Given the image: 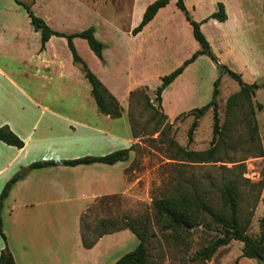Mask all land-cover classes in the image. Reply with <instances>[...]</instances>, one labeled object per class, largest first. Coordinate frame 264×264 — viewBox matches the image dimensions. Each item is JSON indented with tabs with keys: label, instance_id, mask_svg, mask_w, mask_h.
Segmentation results:
<instances>
[{
	"label": "crops",
	"instance_id": "obj_1",
	"mask_svg": "<svg viewBox=\"0 0 264 264\" xmlns=\"http://www.w3.org/2000/svg\"><path fill=\"white\" fill-rule=\"evenodd\" d=\"M23 1H30L32 6L36 3V0ZM153 1L139 5L138 0H134L133 8L139 13L136 22L141 20L145 8ZM203 1L183 0V3L196 22L215 12L218 3L223 4L224 22L209 19L200 25L218 62L241 73L243 81L249 83L264 76V45L260 43L264 39V0H212L209 10L200 15L197 10L202 8ZM175 2L170 0L159 9L132 39L155 29L160 23L158 20H162L161 14ZM42 3L49 4L50 0H43ZM19 8L14 1L0 0V77L15 85L13 79L26 75L34 90H44L43 84H47L48 89L63 100L35 101L30 98L14 114L11 122H0V126H8L24 143L22 148L17 149L0 142V177L5 175L4 181L7 182L16 174L22 175L12 185L2 204L0 218L5 243L0 240V251L6 245L15 264H114L118 258H112V254L122 247L124 241L131 240L133 234L129 230H121L103 236L91 249H84L81 246L79 219L97 200L129 194L126 171L132 151L127 161L112 165L91 163L42 169H31L30 165L38 161L105 156L134 145L136 140L132 137L128 120L129 95L141 87L155 90L162 76L155 67H161L164 59L149 51V60L154 62L151 69L141 67L137 76H132L126 71H130L125 64L127 57H117L104 46L102 61H95L84 39L72 40L84 61L88 63L80 48L91 58L93 66L88 64L89 68L121 106V116L112 119L98 111L94 100H83L81 85L84 84V77L72 61L66 40L52 36L40 49V33L32 28L29 18L23 17L20 23ZM38 15L49 23L48 12L42 11ZM183 25L191 37V27L186 21ZM260 30L261 39L257 34ZM75 32L80 31L71 33ZM96 33L94 28V35ZM191 40V48L179 63L199 49L198 43ZM153 42H156L155 39ZM106 51L110 52L109 57ZM140 55L145 62L146 55ZM121 61H124V66H120ZM18 63H25V69ZM199 65L208 71V82L216 78V65L207 56H198L161 94L162 111L168 121L175 120L182 111L186 113L193 109L196 101L209 98L210 89L200 94L197 87L203 76L197 72L191 77L187 75L188 70L195 66L199 68ZM152 78H156V82L149 87ZM168 97L170 101L166 109ZM27 168L28 171L25 170ZM22 169L26 174L21 172Z\"/></svg>",
	"mask_w": 264,
	"mask_h": 264
},
{
	"label": "rangeland",
	"instance_id": "obj_2",
	"mask_svg": "<svg viewBox=\"0 0 264 264\" xmlns=\"http://www.w3.org/2000/svg\"><path fill=\"white\" fill-rule=\"evenodd\" d=\"M42 1L36 0L32 6L36 16L40 17L38 14L42 11L48 12L50 19L49 23H46L58 32L71 33L94 27L97 32L96 39L103 43L107 50L110 49L117 57L128 58H125V64L129 66L130 71H126L132 76H137L141 67L151 69L154 62L149 60V51L152 55H160L164 59L161 67H155L163 77L182 65L183 62H179L191 48L190 41L193 36L190 37L184 27V16L177 11L175 4L161 14L162 20H158L160 23L155 29H149L138 39H132L130 31L140 22H136L139 13L133 8L134 0H50V3L45 5ZM147 1L149 0H138V3L142 5ZM211 1L204 0L197 14H205L212 4ZM19 9V21L22 23L23 17H28L22 8ZM189 15L192 16V13ZM257 34L261 39V30L257 31ZM154 39L156 42H153ZM260 43L264 45V39H261ZM80 52L88 59L87 63L81 57L92 72L88 65L93 66L91 58L81 48ZM141 53L146 55L145 62L140 57ZM109 55L110 52L106 51V56ZM93 59L99 61L95 55ZM18 64L25 69V63ZM121 65L124 66V61H121ZM196 72L203 76V80L197 85L200 94L210 89V96L205 101H196L194 108L209 102L213 82L220 77L217 112L219 125H225L220 139L217 137L216 141L212 142L211 110L198 120L192 140L189 141L187 130L193 121L192 116L168 121L162 116V105L161 108L158 107L154 100V91L147 87L136 89L138 94L129 100V112L134 132L138 136L131 153L130 166L126 171L130 192L125 197L109 198L95 203L85 214V222L88 227H93L101 219H116L119 225L123 221L134 224L146 221L151 234L146 248L152 264H260L256 259L243 258L242 243L234 240L217 248L208 259L196 258V253L220 236L217 227L211 223L207 224L209 219L191 229L176 227L164 217L158 216L153 209V200L179 192L192 193V190H197L211 204L216 205L218 189L223 184L233 183L239 193L240 215L249 219L247 234L256 238L260 233L259 220L264 215V88H261L260 84L264 82V76L250 83L243 81L241 76L244 83L259 85L254 98L251 99L254 113L250 116L246 105L240 106L238 103L231 109L227 107V99L239 90L233 79L225 74L221 75L217 70L214 81L208 82L209 73L200 65L199 68L195 66L188 70L187 75L191 77ZM235 73L241 75L239 72ZM161 77L160 83L154 87L155 90L161 84ZM82 79L83 100L93 101L89 84ZM13 80L15 85L8 84L0 77V122H11L14 114L19 112L20 107L30 101V98L35 101L63 100L61 96L54 95L47 84H43L44 90H34L33 83H28L26 75H20ZM155 82L156 78H152L148 83L149 87H153ZM34 85L37 86V83ZM168 100L170 101L169 97L166 109L169 107ZM256 104H261L263 110H257ZM253 121L257 126L255 136L250 132ZM13 129L17 130L15 127ZM214 146L215 159L208 163L180 161L182 155H177L178 147L185 151L201 152ZM4 176L0 177V193L6 183ZM138 243L133 235L131 240L124 241L122 247L114 251L112 258L119 259L133 251Z\"/></svg>",
	"mask_w": 264,
	"mask_h": 264
},
{
	"label": "trees",
	"instance_id": "obj_3",
	"mask_svg": "<svg viewBox=\"0 0 264 264\" xmlns=\"http://www.w3.org/2000/svg\"><path fill=\"white\" fill-rule=\"evenodd\" d=\"M15 4L20 6L29 18L30 25L35 31L40 33V49L44 48L45 43L52 37L64 38L67 42V46L70 50L72 61L77 65L84 77V79L90 85L91 96L97 106L98 111L112 119H117L121 116L122 108L117 100L107 91L102 85L99 79L88 69L86 63L77 53L72 40L74 38L84 39L91 50V52L102 61V51L104 50V44L96 39L94 35V28L89 27L80 32L71 34H64L52 30L47 23L40 17L36 16L32 10V3H28L23 0H13ZM170 0H154L144 10L142 18L139 24L131 30V35L138 34L144 26H146L155 16L159 9L164 8ZM176 8L183 14L185 21L191 27L193 39L198 43L199 49L191 54L189 58L183 61L182 65L170 72L168 75L161 77V84L154 90V100L158 107L161 108L162 98L161 94L163 90L171 84L183 70L193 63L198 56H207L217 67L219 73L225 74L233 79L239 86L237 93L231 95L227 99V107L233 108L236 104L240 106L246 105L249 109V115L253 116V105L251 99L255 96V91L259 88L256 83L246 84L242 81L241 75L233 72L227 66L221 65L215 55L213 54L211 47L200 30V25L205 23L209 19H215L219 22L226 20V14L224 6L221 3L217 4V10L210 14L207 18L200 22H196L191 19L188 11L186 10L183 0H176ZM262 13L264 16V1L262 5ZM220 77L213 82L211 99L202 107L194 108L187 113H182L175 118L177 120L180 117L192 116L193 121L187 130V138L192 140V135L197 127V122L202 118L206 112L212 111V142L216 141L217 137L220 139L223 126L219 125L218 118V104L217 97L219 94ZM260 87L264 88V82L260 84ZM135 90L130 93L129 100L137 93ZM130 105V102H129ZM257 110H263L261 104H256ZM162 109V108H161ZM163 118L167 120L165 114H162ZM128 120L130 123L131 134L134 139L138 136L134 132V126L132 124L131 115L128 108ZM251 134L255 136L257 134V126L253 121L251 127ZM0 142L5 145L20 149L23 147V141L14 134L8 126H0ZM134 145L127 149L116 150L105 156H85L74 160H48L38 161L30 165L31 169H42L53 166H77L91 163H103L112 165L117 162L127 161L129 154L133 151ZM216 147H211L201 152L185 151L178 147L177 155H182L180 161L192 162V163H208L215 159ZM22 178L21 174L12 176L4 185L0 193V213L4 199L8 196V193L12 185ZM218 203L216 205L211 204L205 199L200 192L192 190V193L179 192L177 194L170 195L165 198L153 200L152 206L158 216L164 217L170 224L176 227L184 229H191L198 224L203 223L205 219H209L207 224H213L217 227V231L220 236L214 239L207 247L196 253L198 259H208L217 248L228 245L231 241H238L242 243L241 256L248 259H261L264 260V215L259 220V236L256 238L250 237L247 234V226L249 219H244L240 215V203L239 193L237 187L233 183L223 184L218 189ZM120 196L104 197L97 200L95 203L102 202L105 199L116 198ZM94 203V204H95ZM93 204V205H94ZM92 205V206H93ZM90 206L79 219L80 239L81 246L84 249H91L98 242L100 238L105 235L112 234L121 230H129L139 241L137 247L120 257L114 262V264H152L147 248L146 242L151 236L149 234V228L147 222H139L138 224L123 221L119 225V221L116 219H101L98 220L93 227H88L85 222L87 211L92 207ZM0 236L5 243V236L2 231V223L0 218ZM0 264H15L12 254L5 245L0 251Z\"/></svg>",
	"mask_w": 264,
	"mask_h": 264
},
{
	"label": "water",
	"instance_id": "obj_4",
	"mask_svg": "<svg viewBox=\"0 0 264 264\" xmlns=\"http://www.w3.org/2000/svg\"><path fill=\"white\" fill-rule=\"evenodd\" d=\"M25 170H29V168L25 169ZM22 173L26 174V171H22ZM260 264H264V260H261V259H256Z\"/></svg>",
	"mask_w": 264,
	"mask_h": 264
}]
</instances>
